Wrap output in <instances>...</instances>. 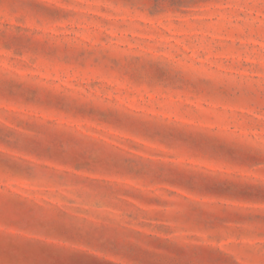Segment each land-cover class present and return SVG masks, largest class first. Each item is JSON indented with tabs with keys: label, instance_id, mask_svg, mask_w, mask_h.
<instances>
[{
	"label": "rangeland",
	"instance_id": "obj_1",
	"mask_svg": "<svg viewBox=\"0 0 264 264\" xmlns=\"http://www.w3.org/2000/svg\"><path fill=\"white\" fill-rule=\"evenodd\" d=\"M0 264H264V0H0Z\"/></svg>",
	"mask_w": 264,
	"mask_h": 264
}]
</instances>
